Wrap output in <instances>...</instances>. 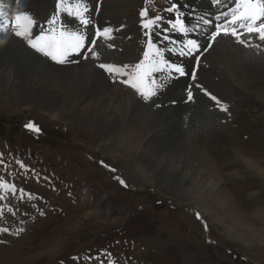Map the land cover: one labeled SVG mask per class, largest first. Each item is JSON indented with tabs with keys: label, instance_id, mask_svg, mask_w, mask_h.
<instances>
[{
	"label": "rangeland",
	"instance_id": "obj_1",
	"mask_svg": "<svg viewBox=\"0 0 264 264\" xmlns=\"http://www.w3.org/2000/svg\"><path fill=\"white\" fill-rule=\"evenodd\" d=\"M104 1L99 7L94 0L87 2L89 12L104 13ZM135 1L126 11L132 18L145 2ZM181 1L185 0H161L149 12L169 16L165 9ZM53 11L55 6L27 9L38 24ZM247 51L250 54L251 49ZM260 77L252 85L258 99L242 93L246 100L238 101L234 111L228 105L226 118L208 117L202 108L192 116L177 113L158 123L163 127L157 129V136L144 139L140 133L143 137L134 138L137 153L175 152L197 132H214L217 126L225 141L222 144L214 133L207 152L213 150L210 154L219 157L211 162L195 158L193 174L190 166L166 165L158 159L159 167L173 173L172 179L181 177L177 187L157 172L156 158L143 163L138 156L130 159L122 149L106 143L111 137L90 131L85 117L92 115L95 104L83 107L89 99L77 103L81 119L76 122L70 113L34 107L19 98L14 84L9 86L0 96V181L15 185L17 191L0 203V209L6 205L15 213L5 212L12 232L0 241V250H10L7 257L13 259L1 264H264V99L260 94L264 83L260 84ZM53 89L58 97L61 91ZM68 104L74 108L72 98ZM202 117L208 125L199 122ZM29 123L39 132L28 129ZM228 132L236 133L235 142L240 144L235 149L251 159L237 160L228 152L234 147ZM17 228L23 231L17 234Z\"/></svg>",
	"mask_w": 264,
	"mask_h": 264
},
{
	"label": "bare ground",
	"instance_id": "obj_2",
	"mask_svg": "<svg viewBox=\"0 0 264 264\" xmlns=\"http://www.w3.org/2000/svg\"><path fill=\"white\" fill-rule=\"evenodd\" d=\"M185 1L188 3V1L195 0ZM56 2L57 0H26L23 9L27 11L28 8L37 6L43 9H48L53 6L56 8ZM135 4V0H106L103 6L105 11L99 15V20L101 22L112 21L116 27L120 25L127 26V29L120 34L122 40L114 43L115 47L123 50L122 53H110L113 49L106 46V51L108 52L107 60L114 64H133L137 62L140 57L136 53V40L138 34H140L139 27L141 24L138 19L135 17L131 18L129 13L126 12L133 8ZM62 20L71 25L75 24V21L65 15L62 16ZM39 24L44 26L46 23L42 22ZM39 31L40 28L37 27L34 34ZM128 35H135L136 39L126 42L125 38ZM256 40L257 42L259 41L258 39ZM202 60L209 63V69L207 70L209 73L202 76L200 84H203L205 88L218 96L221 104L226 106L231 105V111L235 110L238 101L246 100L244 99L245 97H240L242 93L248 96L251 94L258 99L255 95L256 91L252 90V85L255 84L256 76L260 77L264 72V56L258 59L249 54L248 51L239 48L238 45H231L226 40L218 38L217 42L213 44L212 48ZM259 79L261 81L260 84H263L264 77H260ZM13 84L14 87H17V94L23 101L25 100L38 109L51 108L57 113H70L73 120L76 122H79L81 119V107L77 103L89 99V105L83 106L91 107L93 106L91 104H95L92 107V111H94L92 115L85 117V122L89 130L98 132L104 138L111 137L109 140L107 138L106 143L111 147L122 149L123 154L127 155L130 159H134L138 156L139 162L143 163L148 158H156L155 167L157 172L164 173V178L172 183L173 187H177V183L179 184V179L181 177H178V180L172 179L173 173L171 174L166 166L163 168L159 167L158 159H163L166 165H168L167 162H171L177 166H190V174H193L195 171L194 165L198 163L195 158L202 162H211V158L215 160L219 157V155H216V157L214 154H210L213 150L207 152L209 150L207 148L211 146L209 143L211 135L214 136L215 133L214 137L222 144L225 141L222 137L224 135L219 134V131L215 129L217 126H215L214 129H212L215 130L214 132L207 133L204 136L199 134L200 132H197L196 135L198 136H196V138L192 137L186 139L183 144L176 147L175 152L153 150L150 154L146 151L137 153L136 150L134 151L136 148L135 145L137 144L134 138L138 137L140 133L145 134L144 139H149L151 135L157 136V134H159L157 129L163 127V125H158L161 120L166 119L167 121L168 117L177 113L181 116H192L194 110L201 111V108L207 110L208 107L206 102L202 97L195 94H193V99L191 101L183 98L181 96L182 85H179L177 88H169L165 93V96H170L165 102L176 99V103L173 106H161L152 109L149 106H145L137 99H134L130 94L122 91L119 87L109 84L104 74L99 70L97 71L93 64L87 59L85 62L68 66H54L45 59L34 54L29 48H26L18 37L7 34L0 36V96L5 95L6 90ZM53 88H57L61 91L58 97H54L55 90ZM221 90L223 91L220 92ZM260 94L264 99V92L261 91ZM70 98H72L74 108L69 107L70 104H68V101ZM217 107L220 108L219 106ZM223 112L224 111L220 109L215 113L211 111L208 117L211 115H219ZM207 120V118L204 119V117H202L199 122L208 125L209 122ZM134 122H138V126H133ZM186 122L189 124L190 121ZM181 124L182 121L178 126L180 127ZM235 129L241 133L240 128ZM205 132L209 131H204L202 134ZM228 134L231 136V139L228 140L230 146H234L228 149V152L231 153L233 157H236L237 160L248 161V159H251V155H246L244 152L242 155V152L235 149L239 146L237 145L239 142H235L236 133L228 132ZM140 136L143 137V134ZM213 144L214 147L212 148H215V143ZM198 146L200 148H198ZM241 147L242 146H240V148ZM202 148H204V154L201 152ZM192 149H195L197 152H191ZM251 168L254 170L256 167ZM208 175H210V177L212 176L211 171L208 172ZM193 178L195 180V177ZM200 185L203 186L205 184L202 181ZM206 186L208 185H205L204 188H206ZM200 188L201 192L199 191V194L203 195L204 189L203 187ZM234 188H236V186ZM3 191V189H0V194ZM226 202V205H228L230 200L227 199ZM0 206L2 205L0 204ZM5 212H8V209L6 206H3L4 215L0 218V227H7L9 231L0 233V241L2 242L6 241L7 236L12 232L11 220ZM1 248L3 247H0V249ZM8 251L10 250H0V264L4 261L13 259V257H7Z\"/></svg>",
	"mask_w": 264,
	"mask_h": 264
},
{
	"label": "snow or ice",
	"instance_id": "obj_3",
	"mask_svg": "<svg viewBox=\"0 0 264 264\" xmlns=\"http://www.w3.org/2000/svg\"><path fill=\"white\" fill-rule=\"evenodd\" d=\"M149 2L150 0H145L146 5ZM210 6L215 7L217 12L207 13L209 19L205 18V15L193 11L194 23L191 26L188 24L187 15L179 11L180 5L177 3H171L169 8L165 9L169 13H174L173 18L167 19L166 26L164 17L160 15L151 17L147 7L142 9L140 24L144 30L146 42L142 59L133 64L118 65L101 60V53L98 51L99 42L104 41L108 48L114 49L115 45L110 41L115 39V30L111 27H95L91 37L86 34L92 23L87 0H57L56 13L45 22L48 25L47 28L38 24V18L27 11L17 12L10 20L6 19L2 10L3 4H0V33L10 32L15 37L26 41L30 48L50 57L58 64L68 61L69 56H80L83 59L92 58L100 61L96 66L113 77L114 82L115 78L120 77V83L132 88L143 100L149 101L157 95L160 89L166 87L169 79L173 78V74H178L180 77L187 75L182 65L167 59L166 52L178 54L180 57L200 53L202 45L196 38H189V36L197 31L201 24L207 26L206 30L209 31L210 36V42L204 47L205 51L211 49L221 37L232 38L235 43L245 48L253 47L252 38L264 42V0H210ZM220 9L227 10L221 11ZM62 15L78 23L79 27H72L71 24L61 20L60 26L57 28L56 22ZM37 27L40 28V31L38 34H34L33 28ZM172 32L184 37L183 46L178 50L167 46L161 47V44L165 42L173 45L177 43L172 39ZM254 47L259 49L261 45L257 44ZM196 63L197 66L200 63L198 57ZM191 77L193 81L196 80L195 72L191 74ZM195 87L201 88V85L196 84ZM204 95L219 106L221 111H228L227 106L221 104L215 95L206 90H204ZM192 99L193 92L189 88L188 100ZM26 127L39 132V129L32 123ZM112 171L115 170L112 169ZM116 179L125 185L123 179L120 177H116ZM0 189L5 192L10 191L13 195L17 191L15 185L3 181H0ZM20 192L23 193V190L21 189ZM4 198V196H0V200ZM8 211L12 215L15 214L11 209ZM3 215V210L0 209V218ZM197 218H200L198 214ZM8 231L7 227H0V233ZM19 231H23V229H18L17 234Z\"/></svg>",
	"mask_w": 264,
	"mask_h": 264
}]
</instances>
